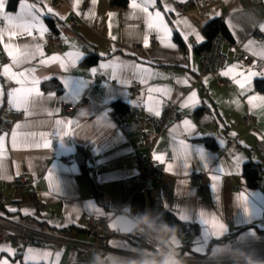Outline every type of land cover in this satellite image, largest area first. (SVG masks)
I'll list each match as a JSON object with an SVG mask.
<instances>
[{
	"label": "crops",
	"instance_id": "crops-1",
	"mask_svg": "<svg viewBox=\"0 0 264 264\" xmlns=\"http://www.w3.org/2000/svg\"><path fill=\"white\" fill-rule=\"evenodd\" d=\"M8 1L5 11L19 12V0L13 10L8 9ZM27 2L45 13L39 17L46 29L42 36L33 29L31 35L9 39V25L0 20V73L5 66L14 73H26L19 84L0 74V199L6 198L0 204V226L32 225L56 234L59 241L16 249L12 242L0 240V247L15 252L9 256L5 251L0 258L23 264L31 249L28 264H84L83 245L90 248L88 258H95L94 239L84 222L88 217H106L114 234L100 241L94 264H264V181L250 188L241 175L248 162L264 170V91L254 84L264 82L260 75L264 67L253 65L245 71L237 62L247 53L264 63V39L258 41L252 35L264 25V0H222L221 9L207 15L186 0H157L149 12H161L175 47L165 46L157 32L148 29L145 14L131 7L132 0L123 7L110 6V0H62L60 6L53 0ZM178 5H183L182 11ZM165 6L172 10L165 12ZM48 8L55 15L48 14ZM71 18L78 22L75 29L68 26ZM221 20L236 52L224 45L222 51L228 57L224 67L198 80L200 60L208 49L203 27ZM51 33L60 39L59 51L47 44ZM6 48L16 53L27 49L32 56L17 67ZM76 53L83 55L73 63ZM54 56L59 60L52 61ZM87 57L95 61L86 64ZM230 68L228 75H222ZM249 71L257 75L242 89L239 73ZM218 79L225 81L223 87L216 84ZM47 82L55 88L44 90ZM30 89L40 95L33 92L29 103L9 104L7 93L23 97ZM193 92L195 103L188 100ZM251 97L261 99L250 105ZM117 103L125 112L141 110L145 116L156 115L164 107H176L182 113L154 146L153 159L163 158L162 162L154 159L162 176L147 191L138 188L135 160L143 151L136 126H116L109 117ZM64 106L73 111L64 112ZM200 107L203 111L196 113ZM246 115L253 118L252 126L243 123ZM208 138L215 148L206 146ZM192 175H197L195 182ZM21 177L29 184L20 190L8 188ZM241 195L248 200L247 214L237 199ZM165 211L195 224L198 234L189 239L171 236L172 249L164 247L161 253L129 236L137 224L149 227ZM200 213L209 233L214 231V220L227 230L205 241ZM183 214L189 219H181Z\"/></svg>",
	"mask_w": 264,
	"mask_h": 264
},
{
	"label": "built area",
	"instance_id": "built-area-1",
	"mask_svg": "<svg viewBox=\"0 0 264 264\" xmlns=\"http://www.w3.org/2000/svg\"><path fill=\"white\" fill-rule=\"evenodd\" d=\"M55 6H60L62 0H53ZM189 6L194 7L198 10L201 15H207L215 10L221 9L222 0H186ZM177 9L182 11L183 5H178ZM224 15L222 17V20ZM220 21L221 27L209 40V46L207 51L201 57V70L198 77L200 80L205 74L216 75L225 65L228 57L222 51L224 45H228L229 48L236 52V47L231 44L230 40L223 31L222 23ZM68 26L70 28H77L78 22L71 18L68 21ZM252 35L258 41H263L264 35L259 30L253 31ZM155 39L151 38V43H154ZM47 44L52 46L56 51L61 48V42L56 33H51L47 39ZM237 62L242 69L248 71L254 65L257 69H263L264 63L259 60H255L251 55L247 53H242L238 58ZM216 84L223 87L225 81L218 79ZM63 111L70 113L73 111V107L64 106ZM109 117L116 126H121L124 123H131L137 128V132L141 138V149L142 154L138 156L135 160V168L137 170L138 176V188L142 191H147L150 189L151 184L159 180L162 176V171L159 169L153 159L154 146L166 130L168 125L173 121H178L182 118V113L177 110L176 107H164L160 113L151 116H145L144 112L141 110L127 111L122 114H118L115 110L109 112ZM246 126L253 125V118L250 116H244L242 119ZM197 175H192L191 179L195 182ZM29 182L26 177H21L17 180L12 181L7 186L9 189L20 190ZM201 188H204L202 186ZM6 198L0 199V204H4ZM84 226L88 232V235L94 239L93 249L94 256L96 258L97 251L100 248V241L110 238L114 232L110 228L109 219L103 218H93L88 217ZM129 236L140 241L142 245L151 249L155 253H161L164 250V246L158 241V239L153 236L150 232L148 226L143 224H137L130 232ZM0 240L10 241L15 245L16 249H23L30 244H42V245H54L58 243L59 237L56 234L47 232L39 227L28 226L24 224H14L11 226H0ZM74 243V246H77ZM86 251L84 256V264H94V259L88 258V252L90 248L87 245H83Z\"/></svg>",
	"mask_w": 264,
	"mask_h": 264
},
{
	"label": "snow or ice",
	"instance_id": "snow-or-ice-1",
	"mask_svg": "<svg viewBox=\"0 0 264 264\" xmlns=\"http://www.w3.org/2000/svg\"><path fill=\"white\" fill-rule=\"evenodd\" d=\"M78 2H79V0H77V3ZM92 2L95 3V0H92ZM156 2H157V0H141L140 3H137V0H132L131 7L133 9H139L140 11H142L145 14L148 29L149 30H155L157 32L158 38H160V41L162 44H164L167 47H175V45L171 44V30L165 24V21H164L163 16L161 15V12L160 11H155L154 13L149 12V8L155 7ZM6 3H7V0H0V20L6 21L9 25V33H8L9 39H11L15 35H20L23 33H27V34L31 35L33 32V29L38 31L41 34V36L43 35V33L46 31V29H45L44 25L40 22L39 17L44 15L45 13L41 10V8L37 7L36 4L28 3L27 0H19V12H17L16 14H10V13H7L5 11ZM171 10L172 9L168 8L167 6H165V8H164L165 12H169ZM47 13L55 15V13L50 8L47 9ZM260 31L264 32V25L260 26ZM187 37H188V33H185L184 39L187 40ZM2 38H3V33H0V39H2ZM196 40H197V42L201 41V37L199 36V34H196ZM144 43H145V46L147 47L148 46L147 35L144 38ZM6 50L8 51L9 56L11 57V59L13 61V65H15L17 67L20 64L28 61L29 58L32 56V54L27 49H25L22 53H16V52H14V50L8 49V48H6ZM40 54L43 55L42 52ZM69 55L72 56V54H69ZM82 55H83L82 53H76L74 58H73V63L75 62V60L81 59ZM50 59L52 61H56V60H59V57L54 56V57H51ZM47 62H48L47 60L41 61V63H47ZM61 66L63 67V64ZM110 66L111 65H101L102 68L110 67ZM232 70L233 69L230 68L226 72L222 73V75H228ZM92 73L95 74L96 69H92ZM0 74L8 77L9 79L15 80L16 83H18V84L21 83V81L24 80V78L26 76L25 72H20V73L12 72L10 66H5L2 70V73H0ZM239 75L243 77V81L241 82V88L243 89L245 86V83H250L251 78L253 76H256L257 73L254 71H249L247 73V75H245L243 72H240ZM260 75H264V73H260ZM64 83H67V81H64ZM151 91L167 92L168 90L152 89ZM33 92H35L36 95H40L39 92H36L35 89H30L23 97H18L15 92H9V93H7L8 97H9V104L13 105L16 103H29L30 102L29 97L32 95ZM2 95H3V92L0 91V96H2ZM195 97H196V94H195V92H193L188 97V100L195 103ZM49 98H51V94H50ZM258 99H261V98L251 97L249 99L248 103L250 105H252L253 101L258 100ZM56 123H57V125H60L62 122L57 121ZM184 124L186 126H189L188 121H184ZM17 127H19V125H17ZM15 135H16L15 132H13V141L14 142H15ZM64 135H67V133H65ZM181 143H183V142H181ZM45 146H48L47 143L45 144ZM200 154H201V157L204 158V153L202 151H200ZM154 159L162 162L163 158L160 156H154ZM237 163H239V160L237 161ZM213 179H215V177H213ZM237 199L242 202V206L244 208V211L247 214V212H248L247 197H245L244 195H241ZM8 211L16 212L17 209H9ZM25 213L27 214L26 210H25ZM203 215H204L203 213H200V216L202 218L201 222L205 224V233H204V240L205 241L209 235H214L217 238H219V236L222 235L227 230L223 223H220V222L214 220L213 224H212V228L214 229V231L209 233L207 230L208 229V223L206 220L203 219ZM181 219L187 220V219H189V217H188V215L183 214L181 216ZM203 242H198V243H203ZM176 246L178 248L180 247L179 240L176 241ZM194 250L199 251L200 249H194ZM5 251L8 253L9 256H15V252L12 249L0 247V253H3ZM31 253H32V250L28 249L27 254H31ZM27 254L25 255V260H24L23 264H28ZM45 255H47V253H45ZM0 264H10V262L7 258H0Z\"/></svg>",
	"mask_w": 264,
	"mask_h": 264
},
{
	"label": "trees",
	"instance_id": "trees-1",
	"mask_svg": "<svg viewBox=\"0 0 264 264\" xmlns=\"http://www.w3.org/2000/svg\"><path fill=\"white\" fill-rule=\"evenodd\" d=\"M17 0H9L7 7L9 10H13L15 8ZM110 6L114 7H123L127 0H110ZM48 25L51 28H54V22L51 19L47 20ZM221 27L219 21H212L206 24L203 27V33L208 38V42L204 45L208 48L209 40L211 37L218 31ZM224 33H226L223 27ZM227 35V33H226ZM180 46H184V43L180 41ZM95 59L93 57H87L84 61L86 64L93 63ZM256 88L261 91H264V82L263 81H256L255 83ZM55 88L52 86L50 82L44 83L42 88L44 90H49L51 88ZM116 112L118 114H122L125 112L124 106L117 103L114 104ZM203 111V107H200L196 110V113H201ZM206 146L210 148H215L216 144L212 139H206ZM242 177L246 180V184L250 188H255L260 181H264V170L258 163L248 162L244 164L242 170ZM32 200L36 201L35 196L33 194L30 195ZM37 204V203H36ZM32 226V225H31ZM150 232L153 236L161 239L168 240L171 236L175 235L182 239H189L196 236L199 232V228L192 223H184L179 220V218L170 211L163 212L153 223L149 226ZM230 239V238H229ZM226 239H222L221 241H225Z\"/></svg>",
	"mask_w": 264,
	"mask_h": 264
},
{
	"label": "water",
	"instance_id": "water-1",
	"mask_svg": "<svg viewBox=\"0 0 264 264\" xmlns=\"http://www.w3.org/2000/svg\"><path fill=\"white\" fill-rule=\"evenodd\" d=\"M157 238V237H156ZM158 241L167 249H172V246L170 245V243L168 242V240L166 239H161V238H157ZM176 254L178 253V251L175 252Z\"/></svg>",
	"mask_w": 264,
	"mask_h": 264
}]
</instances>
